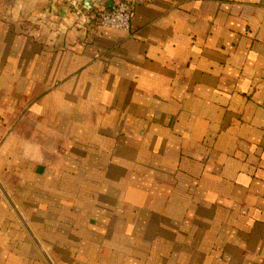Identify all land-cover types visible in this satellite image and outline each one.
Masks as SVG:
<instances>
[{
  "label": "crops",
  "instance_id": "crops-1",
  "mask_svg": "<svg viewBox=\"0 0 264 264\" xmlns=\"http://www.w3.org/2000/svg\"><path fill=\"white\" fill-rule=\"evenodd\" d=\"M68 1L0 0V264H264V0Z\"/></svg>",
  "mask_w": 264,
  "mask_h": 264
},
{
  "label": "built area",
  "instance_id": "built-area-1",
  "mask_svg": "<svg viewBox=\"0 0 264 264\" xmlns=\"http://www.w3.org/2000/svg\"><path fill=\"white\" fill-rule=\"evenodd\" d=\"M140 0H123L110 9H87L83 0H69L70 7L84 19L85 24L94 28L113 29L131 34L132 20L137 3Z\"/></svg>",
  "mask_w": 264,
  "mask_h": 264
},
{
  "label": "rangeland",
  "instance_id": "rangeland-1",
  "mask_svg": "<svg viewBox=\"0 0 264 264\" xmlns=\"http://www.w3.org/2000/svg\"><path fill=\"white\" fill-rule=\"evenodd\" d=\"M8 200H9V202H10V204L12 205V206H14V204L11 202V200L8 198Z\"/></svg>",
  "mask_w": 264,
  "mask_h": 264
}]
</instances>
